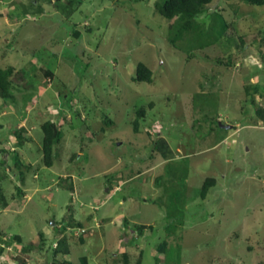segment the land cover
Here are the masks:
<instances>
[{
	"label": "rangeland",
	"instance_id": "obj_1",
	"mask_svg": "<svg viewBox=\"0 0 264 264\" xmlns=\"http://www.w3.org/2000/svg\"><path fill=\"white\" fill-rule=\"evenodd\" d=\"M154 2L0 0V264H264V5L199 48Z\"/></svg>",
	"mask_w": 264,
	"mask_h": 264
},
{
	"label": "trees",
	"instance_id": "obj_2",
	"mask_svg": "<svg viewBox=\"0 0 264 264\" xmlns=\"http://www.w3.org/2000/svg\"><path fill=\"white\" fill-rule=\"evenodd\" d=\"M212 1L213 0H155L153 4L155 11L163 18L171 21L169 24V42L175 45V42L177 40L182 39L183 35L188 33L192 35V40L197 43V46L199 48L210 45L212 43V40L216 37L213 38V36H211L212 34H210L202 24L197 22L195 18L198 14L203 12V10L206 9L207 5H209ZM241 1L250 5H264V0ZM217 25L220 28V30L217 32L218 34L228 27L227 23L220 15H217ZM211 28L210 30L214 31V29L216 30V28L218 27ZM241 42H243L242 39ZM12 72L13 67L11 66L7 68H0V97H2L3 99H8L11 97L9 89L11 86L10 77L12 75ZM133 80L136 82L151 83L153 81L152 71L147 65L140 62L136 66V74ZM254 87L257 88V85ZM149 107H151V104H149ZM144 115V107H140L136 110V117L132 122L134 131H138L139 119ZM40 127L42 131V161L45 166L50 167L53 164L54 146H56V144H58V142L60 141V135L55 131L50 120L42 122ZM214 183L215 179L212 177H206L203 180L200 190L201 198H204L207 195L210 187H212ZM77 225L79 226L80 224L77 223ZM15 238L20 239L19 236H15Z\"/></svg>",
	"mask_w": 264,
	"mask_h": 264
},
{
	"label": "water",
	"instance_id": "obj_3",
	"mask_svg": "<svg viewBox=\"0 0 264 264\" xmlns=\"http://www.w3.org/2000/svg\"><path fill=\"white\" fill-rule=\"evenodd\" d=\"M220 126H221V127H225V128H229V127H231L230 125H222V124H220Z\"/></svg>",
	"mask_w": 264,
	"mask_h": 264
}]
</instances>
